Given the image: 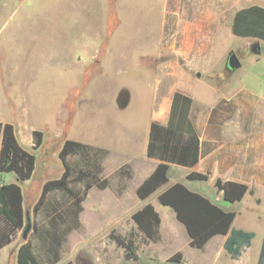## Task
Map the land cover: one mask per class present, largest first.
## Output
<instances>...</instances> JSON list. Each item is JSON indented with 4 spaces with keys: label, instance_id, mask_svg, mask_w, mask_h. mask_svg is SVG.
<instances>
[{
    "label": "rangeland",
    "instance_id": "374dc122",
    "mask_svg": "<svg viewBox=\"0 0 264 264\" xmlns=\"http://www.w3.org/2000/svg\"><path fill=\"white\" fill-rule=\"evenodd\" d=\"M193 1L0 0V122L14 125L18 142L27 150H31V132L43 133L42 145L34 152L32 177L20 183L26 212L24 228L28 220L30 230L22 239L23 228L10 249L32 236L33 222L43 221V215H32L33 205L43 183L61 175L58 152L64 140L72 139L124 148L110 149L103 162V176L110 184L104 190L94 187L88 192L79 216L81 227L66 238L58 264H178L169 262L176 253L182 254L179 264H242L252 257V252L245 250L242 258L231 259L221 252L220 236L204 250L189 247L186 231L173 210L158 204L157 196L172 180L144 201L136 196L146 161L125 145L132 144L133 134L134 146L142 147L148 100H163L176 81L170 70L161 67L204 56L194 51L182 55L178 48L188 39L172 32L177 22L197 16V11H191ZM236 2H210V8L221 17L223 29L218 31L209 58L223 66L228 52L234 51L241 67L231 71L230 80L262 91L264 46L255 40L237 42L230 35ZM212 41L202 37L195 46ZM256 44L260 46L258 53L252 50ZM120 168L118 175L115 172ZM124 171H129L130 177ZM0 180L17 182L13 174L0 175ZM183 182L190 190L199 186L217 191L207 181ZM258 194L263 199L260 205L251 197L233 205L221 202L238 214L235 228L255 233L253 250L264 235V189ZM146 201L160 217L157 242L145 240L131 220ZM129 234L136 236L137 261L126 260L124 249L115 241ZM13 253L14 249L4 251L1 264H13ZM256 260L257 256L254 264Z\"/></svg>",
    "mask_w": 264,
    "mask_h": 264
},
{
    "label": "trees",
    "instance_id": "16d2710c",
    "mask_svg": "<svg viewBox=\"0 0 264 264\" xmlns=\"http://www.w3.org/2000/svg\"><path fill=\"white\" fill-rule=\"evenodd\" d=\"M241 29V32L237 30ZM233 34L256 36L264 40V9L251 6L237 11L233 17ZM31 150L24 149L15 135V127L0 122V175L13 174L17 182L0 180V250L11 244L26 222L23 193L20 183L28 181L34 172V152L42 145L43 133L33 130ZM110 152L107 149L80 141L66 139L60 146L58 157L63 171L59 178L43 183L32 215H43L41 223L33 222L32 236L23 241L15 255V264H58L61 248L68 235L81 227L79 216L82 202L92 188L104 190L109 180L103 176V162ZM146 156L160 163L136 188V196L145 200L168 183L169 164L192 167L198 162L199 141L153 122ZM76 160V161H74ZM77 162V163H76ZM127 168V166H124ZM123 168L115 173L121 175ZM130 177L129 171H124ZM188 181H207L206 174L191 172ZM81 186V189H77ZM214 187L221 191L226 203L241 201L245 194H253L247 186L216 180ZM59 195L60 198L55 197ZM158 204L173 210L176 220L182 224L189 238V247L202 250L217 235L225 236L223 249L231 259H237L250 247L253 232L233 228L234 212H225L205 196L175 182L158 196ZM131 220L141 236L151 242L159 240L160 217L154 206L146 203L131 215ZM118 246L124 249L126 260L137 261L136 236L116 237ZM181 253L169 258L180 263ZM65 264H71L67 262Z\"/></svg>",
    "mask_w": 264,
    "mask_h": 264
},
{
    "label": "crops",
    "instance_id": "0c3cea01",
    "mask_svg": "<svg viewBox=\"0 0 264 264\" xmlns=\"http://www.w3.org/2000/svg\"><path fill=\"white\" fill-rule=\"evenodd\" d=\"M211 1L194 0L191 11H197V16L193 20L177 22L172 30L174 36L188 39L178 48L182 55L194 51V53L199 55L202 53L204 56L191 62L171 61L162 65L161 69L170 70V74L176 77V81L170 86L169 94L163 100L156 103L151 99L148 100V122L144 129L142 147L134 146L133 134L130 136L133 145L125 146L129 147L131 151H135V156L146 161V168L141 169V172L144 173L143 181L160 163L159 160L146 156L150 126L153 122L163 127L169 126L185 137L196 136L199 141L198 162L192 167L169 164L168 182L171 180L172 182L168 186L175 182L183 183L186 186L187 184L183 180H187L186 176L191 172L206 174L207 182L211 187L219 179L223 182L241 183L252 190V195L247 193L241 201L235 203H240L247 197H251L256 205H260L263 199L259 196L258 191L264 189V90L251 89L243 82L238 86V80L235 83L230 80L231 71L226 68V62L222 66L220 62L210 61L209 56L214 51L213 44L216 43L218 31L223 29V24L220 22L221 17L209 6ZM236 1L238 8L233 12L229 25L231 37L235 38L237 42L238 40H255L264 46V40L256 36L235 35L232 29L233 17L237 11L251 6L264 9V0ZM242 2L244 6H242ZM168 24L172 25L173 23L169 20ZM237 30L241 32L239 27ZM202 37L212 38L213 41L210 45L195 46L197 39ZM189 71H200V73L192 75ZM102 144L104 145L93 146L109 151L110 149L117 150L119 147L124 148L123 146L110 147L106 143ZM191 190L205 196L225 212H234L236 215L232 226L235 228L238 214L231 207L222 206L221 202L224 201L221 191H207L199 186L191 188ZM146 203L148 202L146 201ZM235 229L250 232L243 228ZM219 236L222 237L220 243L223 246L226 237L220 234L211 238L208 243ZM254 239L255 233L250 247L245 248L239 256L242 258L245 250L252 252V257L250 256L242 264H254L261 246L260 244L253 250ZM10 246L11 244L0 250V264L2 253L13 249V264H15V255L19 245H15L12 249ZM205 246L202 250L205 249ZM222 251L225 252L221 249Z\"/></svg>",
    "mask_w": 264,
    "mask_h": 264
},
{
    "label": "water",
    "instance_id": "95a60500",
    "mask_svg": "<svg viewBox=\"0 0 264 264\" xmlns=\"http://www.w3.org/2000/svg\"><path fill=\"white\" fill-rule=\"evenodd\" d=\"M252 50L253 52L258 53L260 51L259 45L256 44L252 48ZM240 67H241V62L239 61L236 54L233 51L229 52L227 60H226V68L229 71H234L236 69H239ZM29 230H30V224L28 223V220H27V224L22 232V239L26 238V235ZM256 264H264V235L261 240V246H260V250L258 251Z\"/></svg>",
    "mask_w": 264,
    "mask_h": 264
}]
</instances>
